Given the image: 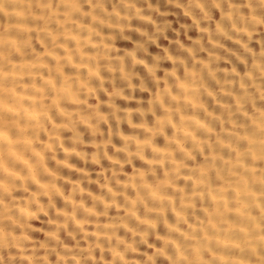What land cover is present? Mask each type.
I'll return each mask as SVG.
<instances>
[{
	"label": "clouds",
	"instance_id": "obj_1",
	"mask_svg": "<svg viewBox=\"0 0 264 264\" xmlns=\"http://www.w3.org/2000/svg\"><path fill=\"white\" fill-rule=\"evenodd\" d=\"M0 264H264V0H0Z\"/></svg>",
	"mask_w": 264,
	"mask_h": 264
}]
</instances>
